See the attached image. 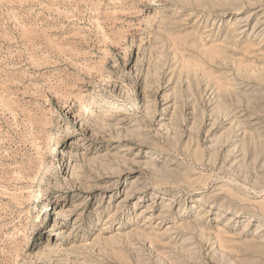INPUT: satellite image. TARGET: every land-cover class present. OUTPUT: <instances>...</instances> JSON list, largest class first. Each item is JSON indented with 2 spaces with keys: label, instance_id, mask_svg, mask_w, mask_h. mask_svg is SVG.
<instances>
[{
  "label": "rangeland",
  "instance_id": "374dc122",
  "mask_svg": "<svg viewBox=\"0 0 264 264\" xmlns=\"http://www.w3.org/2000/svg\"><path fill=\"white\" fill-rule=\"evenodd\" d=\"M0 264H264V0H0Z\"/></svg>",
  "mask_w": 264,
  "mask_h": 264
}]
</instances>
